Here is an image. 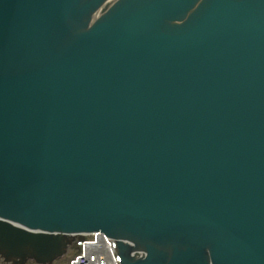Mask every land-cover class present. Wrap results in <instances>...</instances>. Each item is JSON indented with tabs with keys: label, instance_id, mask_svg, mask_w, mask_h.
<instances>
[{
	"label": "water",
	"instance_id": "water-1",
	"mask_svg": "<svg viewBox=\"0 0 264 264\" xmlns=\"http://www.w3.org/2000/svg\"><path fill=\"white\" fill-rule=\"evenodd\" d=\"M103 2L0 0V245L264 264V0Z\"/></svg>",
	"mask_w": 264,
	"mask_h": 264
},
{
	"label": "flooded vegetation",
	"instance_id": "flooded-vegetation-1",
	"mask_svg": "<svg viewBox=\"0 0 264 264\" xmlns=\"http://www.w3.org/2000/svg\"><path fill=\"white\" fill-rule=\"evenodd\" d=\"M0 264H68V256L54 257L47 262L27 256H13L0 252Z\"/></svg>",
	"mask_w": 264,
	"mask_h": 264
},
{
	"label": "bare ground",
	"instance_id": "bare-ground-1",
	"mask_svg": "<svg viewBox=\"0 0 264 264\" xmlns=\"http://www.w3.org/2000/svg\"><path fill=\"white\" fill-rule=\"evenodd\" d=\"M111 0H104V2H103V4L101 5V8H102V11L103 10H105L106 8H107V5L109 4V2H110ZM86 232H88V231H86ZM69 236V235H68ZM64 247V246H63ZM62 247V248H63ZM92 253H94V254H100V256H101V249H96L95 251H93ZM87 264H94V263H87ZM99 264V263H98ZM102 264H104V262L102 263Z\"/></svg>",
	"mask_w": 264,
	"mask_h": 264
}]
</instances>
